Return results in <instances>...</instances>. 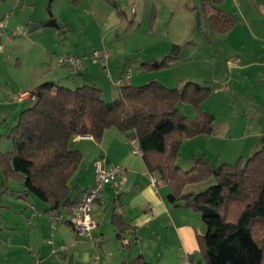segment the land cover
I'll return each instance as SVG.
<instances>
[{
  "label": "trees",
  "instance_id": "1",
  "mask_svg": "<svg viewBox=\"0 0 264 264\" xmlns=\"http://www.w3.org/2000/svg\"><path fill=\"white\" fill-rule=\"evenodd\" d=\"M208 21L219 33L232 26L221 13L210 14ZM180 49V44H173L162 61L143 65L167 66L178 59ZM211 93L210 87L195 81L168 87L157 80L134 85L126 79L118 86V96L107 101L94 84L70 88L56 81L40 83L29 91L34 102L19 114L10 131L13 148L0 151V165L5 174L23 180L28 193L49 204L50 213L55 212L75 203L69 181L83 154L71 149L70 141L91 136L100 142L106 129L116 127L137 141L148 172L160 175L173 200L201 215L207 230L197 236L203 256L199 264H264V131L259 147L247 159L213 166L194 157L186 171L178 165L185 138L215 131V115L201 106ZM182 102L195 107V120L180 111ZM212 177L215 182L202 191H186L188 185ZM112 222L122 240L130 226L116 209ZM123 264L152 263L139 253Z\"/></svg>",
  "mask_w": 264,
  "mask_h": 264
},
{
  "label": "crops",
  "instance_id": "2",
  "mask_svg": "<svg viewBox=\"0 0 264 264\" xmlns=\"http://www.w3.org/2000/svg\"><path fill=\"white\" fill-rule=\"evenodd\" d=\"M102 1L82 0L81 3L86 2V11H89L90 15L96 13V4H104L100 5L104 9H98V12L101 16L113 17L116 22L111 26L125 21L127 13L120 1L110 0L116 2L120 8L109 7V1H104L108 5ZM207 4L210 7L205 14L207 21L210 14L221 13L225 21L232 25L226 33H219L211 28L209 21V30L202 27L201 22L199 34L207 36V41L201 46L211 50L207 55L211 62L208 63L213 67V79L223 81L225 78L227 82L229 80L222 88L225 92L238 93L232 87L228 89L232 81L238 79L251 84V93L264 95V0H208L202 5ZM105 9L112 15L105 14ZM121 11L125 15L121 14ZM106 20L103 19L105 23ZM214 40L218 47L214 45ZM176 43L178 42H173L172 46ZM201 46L196 43L197 48ZM0 50H4L1 44ZM46 50L50 54L53 53L48 48ZM76 55L86 56L80 69L59 63L61 55L55 63L53 57H50L46 69L34 73L28 88L22 93L29 92L36 85L46 81H56L60 85L73 88L71 84L75 83L77 87L94 84L89 83L90 79L95 81L96 78L93 77L106 78L108 75L113 77L118 87L124 80L132 79L128 71L123 76L122 69L121 74H118L119 78L112 74L113 70L110 71L109 68L111 52L106 63L94 59L89 52ZM190 81L207 86V82L202 80ZM29 99V96L22 100L17 97L19 104L23 105L22 109H25L24 105ZM33 102L31 99L26 107ZM253 122H259V125ZM218 125L209 141L217 146L220 164L224 161L234 163L238 155H251L259 147L264 131V121L260 118L255 121L246 120L239 136H235L237 126L233 130L228 124L226 129L221 130ZM69 147L78 149L83 154L78 169L69 181L75 203L55 211L56 213L63 215L65 220L68 219L77 201L97 180L96 162H100L105 168L121 165L127 169V182L123 190L116 197L110 184L104 187L92 213L96 226L88 237L76 235L68 221H60L53 228L48 217L49 204L42 202L41 207L37 208L39 205L32 200L31 193L25 191L23 196L19 195L15 204L6 206L7 216L10 218L3 225L10 231L0 233V264H97L96 257L100 258L99 264H123L125 260L139 253L152 264H199L203 260L197 236L206 233L205 222L198 212L186 207L183 201L173 200L171 189L160 182L157 172H148L141 154L137 152L136 140L130 139L116 127H111L105 130L100 142L91 136H77L70 141ZM205 159L213 166L218 165L213 164L209 158ZM151 175L157 178L158 185L151 182ZM202 189V184H190L186 187V191L200 192ZM111 201L113 207L109 209ZM117 206L121 209L118 211L121 218L130 226L123 234V239H127L128 244L117 238V229L112 222ZM49 229L52 231L51 235L48 234ZM108 232L116 239L111 247L107 240ZM63 244L69 247L66 251L59 250Z\"/></svg>",
  "mask_w": 264,
  "mask_h": 264
},
{
  "label": "rangeland",
  "instance_id": "3",
  "mask_svg": "<svg viewBox=\"0 0 264 264\" xmlns=\"http://www.w3.org/2000/svg\"><path fill=\"white\" fill-rule=\"evenodd\" d=\"M81 1L0 0V18L8 19V27L0 36V44L4 47V50H0L1 152L13 148L10 131L23 110V105L19 104L17 97L28 88L34 73L43 72L50 57H53L55 63L60 55L93 53L94 49L99 47H106L111 52L109 68L110 71L113 70L112 74L118 76L122 69L124 76L128 71L132 75L130 82L134 85H142L151 80H157L169 87H177L190 80L207 82L205 84L211 87L212 93L202 103V109L215 114L216 127L219 124L221 130L226 129L228 124L233 130L237 126L235 136H239L246 120L255 121L260 118L264 121V95L251 93L249 82L238 79L232 81L228 89L232 87L238 93H231L222 90L227 82L225 78L223 81L213 79V67L208 63L210 60L207 55L211 50L201 46L207 41V36L199 34L201 22L202 27L209 30L205 14L210 7L209 4L202 5L208 0H118L122 3L127 17L124 22L112 26L111 24L116 22L113 17H104L98 12V9H104L100 6L104 4H96V13L90 15L89 11H86V2ZM104 1L109 3L108 0L102 2L105 3ZM109 7L114 8L115 5L110 3ZM104 13L108 11L105 9ZM51 19L56 20L57 26L46 24ZM103 19H107L106 23ZM32 23H39L40 27L30 31ZM18 28L21 32L15 33ZM215 41L213 43L218 47ZM173 42L181 45L177 60L158 68L143 65L150 60H154L155 65L162 61L172 51ZM196 43L201 47L197 48ZM47 48L53 53L50 54ZM107 59L97 60L106 63ZM119 77L120 75L117 78ZM93 78H96L95 81L90 79L89 83H94L102 89L105 100L111 101L118 96V87L113 77L107 75L106 78ZM71 86L77 87L75 83ZM28 102L30 103L31 99L25 103V108ZM179 109L190 120H195L196 109L191 103L182 102ZM253 123L259 125V122ZM252 131L251 129L250 132ZM214 133L215 131L212 134H200L183 140L178 159L182 170H189L193 166L194 157L209 158L213 164H220L217 146L209 141ZM232 150L234 151V148ZM249 156L250 154L243 157L238 155L235 160L247 159ZM213 182L214 177L199 185L202 184L203 188H206ZM25 191L24 181L5 174L0 165V233L10 231L4 226L10 218L7 216L6 206L15 204L19 195L23 196ZM31 197L39 205L37 208H40L43 201L32 193ZM112 207L111 201L109 209ZM51 232L49 229L48 234L51 235ZM107 234L111 247L115 238L111 232Z\"/></svg>",
  "mask_w": 264,
  "mask_h": 264
},
{
  "label": "built area",
  "instance_id": "4",
  "mask_svg": "<svg viewBox=\"0 0 264 264\" xmlns=\"http://www.w3.org/2000/svg\"><path fill=\"white\" fill-rule=\"evenodd\" d=\"M7 27L8 19L6 17L0 18V36L3 35V32L7 29ZM20 32V28L15 30V33ZM109 56L110 51L107 48H98L95 49L92 53V57L94 59H107L109 58ZM85 59L86 56L63 55L59 57V63H61L62 65L74 67L76 69H80L84 64ZM28 95V92L21 93L18 99L22 100ZM137 152L141 154L139 146L137 148ZM127 172V169L121 165H114L112 167L105 168L100 162H96L95 173L97 176V180L95 184L90 189L85 191L80 197V199L77 201L68 219L65 220L63 215L56 212H51L48 214V217L52 222L53 228H55L56 224L60 221H68L76 235L86 237L90 236L91 231L96 226V223L92 216L93 209L96 201L101 197L104 187L107 184H110L114 189V195L118 197L127 182ZM151 182L154 185H157L159 183L157 178L152 175ZM117 211H121L119 206H117ZM123 243L128 244L129 241L127 239H123ZM68 248V245L63 244L60 246L59 250L66 251ZM99 262L100 258L96 257V263L99 264Z\"/></svg>",
  "mask_w": 264,
  "mask_h": 264
},
{
  "label": "water",
  "instance_id": "5",
  "mask_svg": "<svg viewBox=\"0 0 264 264\" xmlns=\"http://www.w3.org/2000/svg\"><path fill=\"white\" fill-rule=\"evenodd\" d=\"M52 1V0H50ZM47 25H50V26H57V22L55 19H51L50 21H48L46 23ZM40 26L39 23H32L31 27H30V31H33L34 29L38 28Z\"/></svg>",
  "mask_w": 264,
  "mask_h": 264
}]
</instances>
